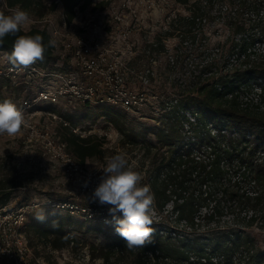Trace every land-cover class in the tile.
<instances>
[{
    "label": "rangeland",
    "instance_id": "obj_1",
    "mask_svg": "<svg viewBox=\"0 0 264 264\" xmlns=\"http://www.w3.org/2000/svg\"><path fill=\"white\" fill-rule=\"evenodd\" d=\"M196 1L190 0L191 3ZM41 3L42 6L38 11L29 13L31 22L22 28L23 31L28 32L33 28L42 29L40 20L45 17L58 19L64 10L60 0H41ZM107 7L106 2L96 4V0H82L78 6L79 10H76L78 12L75 25L82 31L81 26L85 27L87 21L91 19L99 21L100 18L105 17ZM13 10L7 8L6 0H0V11L11 14ZM167 10L168 13L171 12L169 15H172L174 11L178 19L189 17L191 14L189 5L179 4L176 0L174 6ZM231 11L232 9L222 4L216 5L212 10L206 8V18L195 32L197 36L195 45L188 42L181 46L178 34L172 35L171 33H174L172 30L168 33L170 28L167 30V11L159 14L158 23H148V28L144 29V32L136 33L135 40L140 39V42H137L140 53L135 60V66L142 69L130 76L129 82L133 86L130 88L139 89L146 99L138 111L124 113L112 106H78L70 110L64 102L56 107L35 104L32 100L35 98L36 91L45 82L36 78L27 88L23 79H17L14 82L0 78V101L11 99L23 110L28 121L27 126L15 137L0 136V186L7 185L6 192L11 193L7 206L18 208L31 202L46 204L55 201L72 202L80 209H84L90 206L91 194L100 182L102 169L106 166L107 160L123 152L127 154L129 166L141 173L143 177L141 183L150 185L155 195L153 225L161 224L157 229L161 230V235L165 237L171 233L173 237L189 236L184 224L175 223L172 203L166 205L161 214L158 211L160 209L158 194L160 193L155 188L159 177L157 168L167 161L169 150L168 148L160 150L157 133L167 127L166 117L172 106L175 101L182 99L188 93L195 78L211 79L233 72L232 66H239L238 58L230 57L226 52L229 47L228 38L232 34L226 25V17ZM170 34L172 36H167ZM153 41L154 44H152ZM171 57L176 62L175 66L171 64ZM55 58L41 66L36 65L40 67V71H48L55 67L60 69L63 64L62 59L58 54ZM207 61L214 62V66L209 67L208 71L204 67ZM2 67L4 63L0 57V68ZM242 70L245 69L242 68ZM261 93L264 94V82L253 81L243 88L240 102L252 100L256 103ZM49 113L59 118L54 120L46 116ZM74 114L81 118L74 133L82 137H96L102 142L103 149L106 151L103 160L88 159L82 164L85 165V169L78 170L70 167L60 158H55L53 152L45 149L47 139L43 135L32 134L28 128L31 124L39 132L49 134L57 143L59 140L64 142V137L69 132L68 126L64 125L65 117ZM115 116H118V125L110 120ZM130 133L137 137L136 142L128 140L126 135ZM63 154L77 159L68 148ZM232 179L233 183L235 178ZM85 183H87L86 187ZM238 186L239 188L235 186L233 190L231 188L228 195L215 196L216 200H221L222 206L220 211L223 217L218 221L219 226L230 232L240 230L246 233L253 240L254 250L262 255L264 254L263 215L258 214L253 221L247 217L252 214L248 207L255 204L259 212L263 207L260 203L249 202L247 199H244L246 206L238 205V196L242 198L250 192L246 190V184L241 183ZM46 205H42V209L32 213L28 222L31 247L41 264H128L132 259L129 254L117 253L112 256L110 263L104 260L103 256L116 235L115 226L112 224L86 220L81 210L71 215L68 212L50 209ZM94 207L93 211L102 213L109 208V206H101L98 202H95ZM202 212L205 213L204 210ZM51 215L55 218L68 216L71 218L72 224L65 227L67 235L74 242L69 247L55 248L52 244L55 238L53 233L43 237L41 232L31 228V223L38 221V217L47 218ZM118 215L122 218V214ZM78 223L83 224L82 229ZM215 225L217 224L214 222L209 226L204 225L202 230L206 231L205 235H207L208 227H215Z\"/></svg>",
    "mask_w": 264,
    "mask_h": 264
},
{
    "label": "trees",
    "instance_id": "obj_2",
    "mask_svg": "<svg viewBox=\"0 0 264 264\" xmlns=\"http://www.w3.org/2000/svg\"><path fill=\"white\" fill-rule=\"evenodd\" d=\"M81 1L61 0L69 23L76 17L75 8ZM176 1L189 5L191 13L172 24L174 33L171 34H178L181 46L188 42L196 44L195 32L206 18V8L212 10L222 4L232 9L226 17V25L232 33L226 52L230 57L238 58L239 66H232L233 72L211 79L195 78L188 93L172 106L166 117L167 127L157 133L160 150H169L167 161L157 168L158 211L161 214L165 206L172 203L175 223L184 224L189 236L173 237L171 233L165 237L157 229L161 224L152 225L151 243L129 250L116 233L103 258L110 263L112 256L122 253L132 258L128 264H264V254L254 250L253 240L246 233L240 230L230 232L219 226L218 221L223 217L222 206L221 200L215 198L218 194L228 195L231 188H239L241 183L246 184L245 188L250 192L242 198L239 195L237 204L246 206L244 199L260 203L262 211L259 212L253 204L248 207L252 214L247 218L253 221L262 214L264 224V94L258 96L256 103L252 100L240 102L244 87L253 81L264 82V0ZM6 5L8 9L19 7L31 13L38 11L42 3L41 0H6ZM37 34L47 45L51 38L39 28L28 32L21 29L17 36ZM15 39L9 35L0 41V52L10 53ZM54 54V47H48L43 61L35 64L41 66L55 60ZM206 64V71L214 66L213 61ZM65 118L69 132L64 142L76 160L81 164L88 159L103 160L106 151L101 141L74 133L81 121L80 116L74 114ZM110 120L119 124L118 116ZM126 137L131 142L137 141L131 133ZM232 178H235L233 183ZM0 187V207H3L9 203L11 193L6 192L7 185ZM212 222L217 225L208 227L205 235L202 227ZM71 224L69 216L55 218L51 215L33 221L30 226L43 237L53 233V246L64 249L74 243L65 231V227ZM78 225L82 229L83 224Z\"/></svg>",
    "mask_w": 264,
    "mask_h": 264
},
{
    "label": "built area",
    "instance_id": "obj_3",
    "mask_svg": "<svg viewBox=\"0 0 264 264\" xmlns=\"http://www.w3.org/2000/svg\"><path fill=\"white\" fill-rule=\"evenodd\" d=\"M105 2L108 4L105 17L99 21H87L85 27L81 26L84 31L75 25L76 17L71 23L68 22L64 10L58 19L45 17L39 21L43 25L42 30L57 41L54 55L58 54L62 59L60 69L55 67L40 71V67L33 64L22 71L16 70L8 62L5 53L0 52L4 63V67L0 68V78L11 81L23 79L27 88L36 78L45 82L36 91L32 100L35 104L56 107L64 102L70 110L78 106H112L124 113L141 109L146 100L145 95L139 89L130 88L132 84L129 82L130 76L142 69L135 66L140 53L137 47L140 39L135 40L136 33L144 32L148 23H158L159 14L168 13L167 9L174 6L175 0H96V4ZM76 10H79L78 6L75 8L77 13ZM170 13L166 17L167 30L170 28L168 33L178 20L174 11L172 15ZM170 61L172 66L176 65L174 58L171 57ZM46 116L54 120L59 118L52 113ZM64 125L69 126V123L64 121ZM28 128L32 134L43 135L47 139L45 149L53 152L55 158H60L76 170L85 169V165L75 158L63 154L67 144L60 140L57 143L49 134L39 132L31 124ZM46 204L31 202L18 208L7 205L0 207V264H41L31 247L28 222L32 213L43 208L42 205L71 215L81 210L89 221L105 223L112 219L108 210L104 213L93 211L95 202L92 200L90 206L84 209L72 202L50 201Z\"/></svg>",
    "mask_w": 264,
    "mask_h": 264
},
{
    "label": "clouds",
    "instance_id": "obj_4",
    "mask_svg": "<svg viewBox=\"0 0 264 264\" xmlns=\"http://www.w3.org/2000/svg\"><path fill=\"white\" fill-rule=\"evenodd\" d=\"M30 22L29 13L19 7L11 14L0 11V41L9 35L16 37L11 52L5 55L12 67L20 71L43 61L47 48L55 47L57 43L55 39H49L45 45L44 38L39 34L17 36ZM27 124L23 110L11 99L0 101V136L15 137ZM142 180L141 173L129 166L127 154L120 152L107 160L100 182L91 194L93 202L109 206L112 219L105 223L115 225L116 233L129 250L151 243L154 232L155 195L151 186L142 184ZM118 214H122V218ZM38 218L43 219V216Z\"/></svg>",
    "mask_w": 264,
    "mask_h": 264
}]
</instances>
